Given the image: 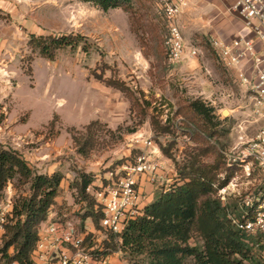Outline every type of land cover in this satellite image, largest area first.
Here are the masks:
<instances>
[{
	"label": "rangeland",
	"instance_id": "1",
	"mask_svg": "<svg viewBox=\"0 0 264 264\" xmlns=\"http://www.w3.org/2000/svg\"><path fill=\"white\" fill-rule=\"evenodd\" d=\"M197 19L193 18L186 30L185 40L189 48L199 50L198 56L172 65L165 47L164 20L151 0H132L130 6L108 11L87 0H7L0 8L5 29L0 50V92L5 94L1 104L5 109L0 108V144L18 151L39 174L63 175L60 202L51 208L56 212L54 217L84 226L87 202L75 188L78 172L93 176L87 189L93 197L95 191L125 175L123 164L133 162L142 149L147 151L144 142L149 138L159 148L165 171L170 170L172 178L164 186L153 184L147 176L142 179L153 187L155 198L166 189V183L173 189L180 183L179 168L207 140L182 116H176L180 106L194 100L213 108L212 115L222 122L218 135L208 140L225 157L215 187L227 176L228 164L233 163L230 159L244 149L239 146L240 137L250 139L259 124L248 123L250 110L245 107L239 80L234 71L218 62L210 46L212 35L195 22ZM69 34L85 37L86 49L84 44L68 47L49 60L29 46L32 36ZM103 71L104 79L124 81L141 99L143 92L151 104L145 117L126 94L95 78L94 73ZM153 117L163 125L171 124V132L156 133ZM93 122H98L93 127L94 149L89 156H83L73 136H81ZM162 147L169 149L172 157L166 156ZM200 159L212 164L215 155H202ZM239 164L233 165L234 176L225 186V201L215 188V196L233 212L264 180L256 165L252 166V176L247 177ZM143 188L140 205L147 199ZM29 189V183L16 177L0 189V204L14 206L20 197L29 194ZM1 233L0 249L5 228ZM197 239L200 240L198 235H194L191 242H199ZM252 253L264 264L263 236ZM111 255L118 259L113 261L115 264L131 261L122 250ZM5 262L0 260V264Z\"/></svg>",
	"mask_w": 264,
	"mask_h": 264
},
{
	"label": "trees",
	"instance_id": "2",
	"mask_svg": "<svg viewBox=\"0 0 264 264\" xmlns=\"http://www.w3.org/2000/svg\"><path fill=\"white\" fill-rule=\"evenodd\" d=\"M87 1L104 11L132 3V0ZM81 44L86 49L87 39L74 34L32 36L29 41L33 51H38L41 57L49 60H54L58 51L68 47L74 49ZM94 74L107 87L126 94L132 106H138L142 115L146 116L151 104L144 99L143 92H140L141 99L124 81L104 79V71ZM212 112L213 108L201 100L182 105L176 112V116H182L207 140L204 139V146L199 147L197 154L179 168L180 183L169 192L159 193L154 202L143 209V215L129 222L121 235L120 246L122 252L129 255V264H261L252 252L264 234L254 237L240 230L233 219H243L244 210L238 205L239 211H230L231 207L215 196V182L225 166V157L208 143L218 135L217 128L222 123ZM97 124L91 123L85 128V133H80V137L73 136L78 153L83 156H89L94 149L93 127ZM152 125L158 134L171 132V124L163 125L155 117L152 118ZM162 151L172 157L169 149L162 147ZM202 155H215L214 163H203L200 159ZM234 170L233 165L228 167L227 176L216 189L220 190L229 183ZM16 177L30 184V192L19 198L8 216L0 254L2 259H6L5 264H32L31 255L39 239L40 226L47 221L51 208L56 204L63 175L60 172L39 174L18 151L0 144V189ZM93 180L92 175L78 172L75 188L81 199L87 202L83 221L92 218L98 227L102 214L95 211L96 201L87 193ZM194 235H198L199 242H191ZM114 247L118 249L116 245ZM10 249L14 250L13 254L9 253ZM138 257L142 258L138 260Z\"/></svg>",
	"mask_w": 264,
	"mask_h": 264
},
{
	"label": "built area",
	"instance_id": "3",
	"mask_svg": "<svg viewBox=\"0 0 264 264\" xmlns=\"http://www.w3.org/2000/svg\"><path fill=\"white\" fill-rule=\"evenodd\" d=\"M151 1L167 30L165 47L169 63L176 65L196 58L199 50L189 48L179 25V17L189 0ZM227 12L236 15L242 22L239 36L230 42L211 38L210 46L218 62L234 71L239 80L245 107L250 110L248 123L259 124L250 139L240 137L239 146L243 145L244 149L238 157L230 159L233 163L228 165L240 163L247 177L252 176V166L256 165L264 176V0H235ZM144 147L149 149H142L133 162L123 164L121 169L125 172L124 176L93 193L95 211L102 214L98 227L91 231L86 224L81 226L72 220L49 216L39 229V239L31 255L32 264H115L111 254L121 251V235L131 220L143 215L140 206L143 200L140 191L142 177L151 178L153 184L161 183L164 186L165 182L162 174L165 163L159 148L150 138L144 142ZM165 186L162 192L171 191V185L166 183ZM263 186L264 180L240 203L244 210L243 219H233V223L249 235L264 234ZM219 193L225 201L227 187L220 189ZM12 209L11 203L0 204V237ZM115 245L118 249H113ZM1 257L0 254V260Z\"/></svg>",
	"mask_w": 264,
	"mask_h": 264
},
{
	"label": "crops",
	"instance_id": "4",
	"mask_svg": "<svg viewBox=\"0 0 264 264\" xmlns=\"http://www.w3.org/2000/svg\"><path fill=\"white\" fill-rule=\"evenodd\" d=\"M6 2L7 0H0L1 9ZM234 2L235 0H189L188 4L184 7L183 12L179 17V25L184 37L185 32L190 27L193 18L199 17V19L195 20V22H197V24L199 23V26L210 32L212 35L211 38H222L228 42L238 38L239 31L242 28V22L236 15L227 12L228 7L233 5ZM4 30L3 23L0 20V50L3 46L2 36ZM4 96L5 94L0 92V108L2 107V109H5V107L1 106V104H3ZM162 174L164 181H170L172 178V173L168 169ZM144 179H141V191L143 185H145L143 191L146 192L145 195L147 199L146 202L140 205L142 209H144L147 205H150L156 199L154 193H152V190H154L153 187L150 185V183H145ZM60 199L61 197L56 199L57 204H59ZM52 209L50 215L51 218L56 214V212ZM85 224L91 231L96 228L93 220H86ZM111 260L116 261L118 259L113 258L111 255Z\"/></svg>",
	"mask_w": 264,
	"mask_h": 264
},
{
	"label": "bare ground",
	"instance_id": "5",
	"mask_svg": "<svg viewBox=\"0 0 264 264\" xmlns=\"http://www.w3.org/2000/svg\"><path fill=\"white\" fill-rule=\"evenodd\" d=\"M225 114H227V112H225Z\"/></svg>",
	"mask_w": 264,
	"mask_h": 264
},
{
	"label": "water",
	"instance_id": "6",
	"mask_svg": "<svg viewBox=\"0 0 264 264\" xmlns=\"http://www.w3.org/2000/svg\"><path fill=\"white\" fill-rule=\"evenodd\" d=\"M226 112V111H225ZM225 112H224V114H225ZM228 112V111H227Z\"/></svg>",
	"mask_w": 264,
	"mask_h": 264
}]
</instances>
